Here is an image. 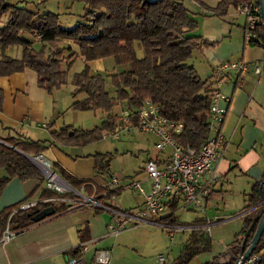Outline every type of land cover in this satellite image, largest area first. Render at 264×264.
Here are the masks:
<instances>
[{
    "label": "crops",
    "instance_id": "0c3cea01",
    "mask_svg": "<svg viewBox=\"0 0 264 264\" xmlns=\"http://www.w3.org/2000/svg\"><path fill=\"white\" fill-rule=\"evenodd\" d=\"M16 1H24L27 7L37 10L38 13L48 10L45 8L49 0ZM60 1L55 0L54 10L58 13L60 24L67 21L75 22L82 13L83 5L74 12L70 7L72 1L68 3L69 5L65 3L66 0ZM218 2L219 0H184L190 17L196 21V27L187 31L186 35L200 36L210 42L199 49H193L187 61L195 65L198 75L207 83L213 79V70L221 61L243 60L247 62L248 67L239 73L228 70L220 85L221 91L228 96V99L222 102L226 106V114L221 127L228 144L224 156L216 163L220 179L213 186L212 191L206 196H200L199 206L180 208L185 212L194 211L191 217L182 218L181 213L177 211L180 205L175 200L162 215L163 217L170 213V218L174 219V224L177 226L172 228L171 233L164 227L146 223L127 225L118 233L110 234L106 229L108 210L103 206L97 205L99 208H95L93 204L82 203L84 196L92 197L94 194H89L88 190L83 188L75 189L74 193L80 195V200L64 196L50 197L48 200L53 205L59 206L63 203L65 207L15 230L9 239L0 241V264H66V258L74 256V250L78 246L80 249L77 254L83 255L84 264H174L192 229H201L200 233L210 238L209 232L213 224L221 223L223 227L228 219L238 217L237 229L231 227L238 233L242 226V218L249 210L243 208L246 194L251 185L264 173V47L260 43L251 42L246 37V16L236 10V4L230 3L225 11L217 13L213 8ZM73 13L75 15H72ZM76 15H78L77 19ZM4 19L5 16L2 17V20ZM24 35L31 40V45L36 49L46 44L38 34L24 32ZM60 45L77 53L72 62L77 57L84 62V57L79 54V46L73 41L63 39ZM4 53L18 58L21 55V47L18 44H10L5 47ZM85 62L90 66L91 71L102 73L128 69L127 63L116 64L112 57ZM257 64L261 67L258 73L253 70ZM70 85L69 90L65 92L71 93L74 87ZM0 89L2 91L0 137L9 133L21 138L50 140V130H56L63 124H75L79 118L88 116L87 111L92 110L70 107L72 97L65 101L57 100L60 89L46 91L39 87L36 83V73L29 67L0 76ZM83 97V93L76 96L78 99ZM115 107L116 104L112 110ZM108 114L110 113L105 112L101 120ZM89 128L91 127L85 129ZM153 137L155 140V136ZM84 145H69L54 140L39 154L41 158L44 157L50 162L63 166L77 178L87 179L92 190L95 184L104 186L103 181L106 178L103 177L101 170L104 164L99 152L84 150ZM39 164L44 169L41 162ZM144 180H148L146 175ZM43 181L44 187L41 186ZM128 183L121 181L117 186L124 188L129 185ZM45 187H47L45 180L36 177L24 179L12 177L0 191V209L25 197V201L42 199L44 197L40 194ZM130 189L141 195L136 189ZM233 193L241 194L242 206L237 212L220 217L217 213V202L225 203ZM102 200V204L119 208L134 207L141 202L137 201L126 207L119 203L114 194L109 197L104 196ZM173 206L175 207L172 208ZM211 206L215 209L214 212L209 213L208 209ZM48 207L52 206L45 208ZM162 220L170 221L165 218ZM206 223L210 224L208 230L204 227ZM178 229L185 233L175 242L174 236ZM227 244L225 250L221 252L206 253L202 256L198 254L205 248L200 246L187 264H201L214 255L218 256L219 262H224L229 256L226 251ZM98 248L108 250L107 262L94 260L93 252ZM159 256L162 259H159Z\"/></svg>",
    "mask_w": 264,
    "mask_h": 264
},
{
    "label": "trees",
    "instance_id": "16d2710c",
    "mask_svg": "<svg viewBox=\"0 0 264 264\" xmlns=\"http://www.w3.org/2000/svg\"><path fill=\"white\" fill-rule=\"evenodd\" d=\"M81 1L83 11L80 17L73 25L64 27L59 22L57 12L45 10L38 13L37 10L27 7L24 1L0 0V19L5 16L0 24V76L29 67L36 73V83L39 87L46 91L58 88L66 83L67 69L73 57L77 55L69 48L67 54H63L65 47L59 46V42L64 38L71 39L79 46V54L84 57V64L80 70L73 72L70 79L74 87L70 93L73 99L70 107L100 109L110 113L99 125L89 129L63 124L56 130H50V140L21 138L9 133L0 137V191L15 176L20 179H44L42 172L16 148L37 155L54 140L69 145H84L96 140L101 137L103 129L114 127L110 111L120 100H126L131 106H138L142 99H152L157 103L161 114L182 121V130L174 134L182 145L200 146L207 137L206 117L211 84L200 78L193 64L187 59L193 49H199L210 42L200 36L186 35L187 31L196 27V21L190 17L184 0ZM241 1L248 0H219L213 10L221 13L228 4ZM252 2L258 5L257 14L260 17L258 0ZM24 32L42 36L46 44L34 48ZM248 39L264 47V26L261 19ZM10 44L20 45V57H11L4 53L5 47ZM106 57H112L116 64L127 63L128 69L102 73L91 71L85 62ZM64 59L66 62L63 64ZM80 93H83L84 97L76 98ZM1 101L0 89V106ZM50 165L76 190L83 188L88 190L89 194L93 193L92 197L98 202L102 203L104 196L109 197L122 189V186L107 188L95 184L91 190L87 179L77 178L52 161ZM40 195L44 198H81L72 191L60 192L49 187H45ZM25 200L26 197L0 209L1 228L14 208L16 210L11 214L8 224L11 229L17 230L37 221L34 216L49 205L52 206L53 212L65 207L63 203L55 206L50 200H40L34 205L19 208ZM95 208L99 206L95 205ZM243 208L249 210L242 218L240 231L227 244L228 259L219 262L218 256L214 255L201 264H231L240 249L247 247L264 212V173L251 185ZM162 218L175 223L174 219L170 218V213ZM200 230L192 229L189 232L174 264H185L197 253L200 246L209 245L210 238L200 233ZM167 231L171 233L172 229ZM263 239L264 228L251 250L250 255H261L253 264H264ZM79 249V246L76 247L73 255H76Z\"/></svg>",
    "mask_w": 264,
    "mask_h": 264
},
{
    "label": "built area",
    "instance_id": "2783aa9c",
    "mask_svg": "<svg viewBox=\"0 0 264 264\" xmlns=\"http://www.w3.org/2000/svg\"><path fill=\"white\" fill-rule=\"evenodd\" d=\"M236 10L246 16L245 32L246 37L249 38L253 35L256 23L260 20L257 14L258 5L249 0L241 1L236 4ZM247 67V62L243 60L221 61L215 66L212 73L213 79L210 82V104L206 117L208 134L200 146L179 143L174 134L182 130V121L161 114L157 103L152 99L146 97L138 106H131L126 100L116 103L115 109L111 112L114 127L103 129L101 137L118 139L120 131L136 129L155 136L153 142L155 152L146 158L143 166V171L149 179L148 187L145 188L140 180H131L128 183L143 197L136 206L119 208L110 204H102L93 197L87 196L81 200L84 204L99 205L108 210L109 217L106 223L108 233L116 234L127 225L135 226L146 223L166 229L175 228L177 225L173 222L162 220V215L169 208V204L176 200L181 207H196L199 206L200 196H206L212 191L213 186L220 179L216 163L224 156L228 144V139L221 128L226 114V106L222 102L227 100L228 96L221 91L220 85L228 70L239 73L245 71ZM260 69L259 64L253 68L256 73L260 72ZM40 157L37 158L41 161ZM45 160L48 164L49 160ZM45 177L48 178L47 187L60 192L68 190L60 180H54L47 174ZM119 183V178L114 175L103 181V185L108 188L115 187ZM48 199L50 198L24 201L19 208H26L40 200ZM15 210L16 208L11 210L4 227H0V241L9 239L15 232L8 224ZM209 223L204 225L207 230ZM260 256V254H252L245 263L253 264ZM93 258L97 262H107L108 250L95 249ZM159 259L162 257L159 256ZM66 264H84L83 255L80 253L67 257Z\"/></svg>",
    "mask_w": 264,
    "mask_h": 264
},
{
    "label": "rangeland",
    "instance_id": "374dc122",
    "mask_svg": "<svg viewBox=\"0 0 264 264\" xmlns=\"http://www.w3.org/2000/svg\"><path fill=\"white\" fill-rule=\"evenodd\" d=\"M70 2L72 3L70 6L72 11L75 12V9L82 8L81 6L83 5V2L81 0H76V1L66 0L65 3L68 4ZM60 3H63V2L60 1ZM45 9L54 11L56 9L55 0H49V3ZM82 11H83V8H82ZM72 15H75V13H73ZM77 16L78 15H76V19H77ZM73 17H71V21H73ZM1 20H2V17L0 19V22ZM74 23L75 22L69 23L67 21L66 23L61 22V25H63L64 27H69L73 25ZM67 40H71V39H67ZM61 41H63V39ZM60 42H59V46H61ZM73 43L75 42L73 41ZM64 50L65 51L67 50L66 52L63 51V54L65 52V55H66L69 49L65 48ZM138 53L140 54V50H138ZM65 62H66V59H64L63 64ZM83 64L84 62H82V60L78 57L73 62H71L70 66L67 69V81L65 84L59 86L58 88H55V89H60V91H59L58 98L56 96H54V98L56 97L57 100L59 101L60 100L65 101L71 97L70 93L65 92V90L68 91L71 86L70 79H71L73 72L80 70ZM193 66L195 67V65ZM53 90L54 88L51 91ZM110 90H111V87H110ZM86 113L88 114V116H86L85 118H79V120L75 124H72V125L75 127L82 126L84 128L92 127L93 125H99L102 119L101 117L102 116L104 117V114H105V112L101 110H89ZM66 114L67 113H65V115ZM153 141H154V137L149 133H145L143 131H139L136 129L128 130V131L122 130L119 133L118 139L116 138L114 139L111 137H99L96 140L86 143L83 149L88 150L90 152L97 151L101 153L100 158H102V161L104 164V167H102L101 170H102V175L104 178L107 179L108 177L114 175L118 177L119 181L120 182L122 181V183L130 182L131 180H140L141 184L145 188H147L149 184V179L143 181V178H145L143 166H144V162L146 158L150 156L153 151L155 152ZM34 160H35V163L37 164V167H39L44 172L43 174L44 179L42 180H45V182H47L48 178L45 177L46 172L39 165L40 160L38 158H34ZM48 166L56 172L55 168L54 167L52 168V166L50 165V161L48 163ZM41 186L44 187V181L41 182ZM130 188H133V187H130L128 185L127 187L120 189L117 193L114 194L116 195V199L119 201V203L126 207L136 203L137 201H141L142 199L141 195H138L133 189H130ZM216 205L218 206L217 213L219 214L220 217L226 216L224 214H233L237 212L238 209L242 206L241 194L233 193L231 194L229 200L227 201L225 200V203L222 201H219L217 202ZM180 208L182 207L179 206L177 211L178 213H181V216L184 219L190 218L191 214L194 213V211H186V212L181 211ZM214 209L215 208L211 206L208 209V212L209 213H211L212 211L214 212ZM220 214H222L223 216H221ZM234 218L236 217H231V219H228V221H226L227 223H225L223 227H221V223L213 224L211 226V231L209 232L211 241L209 245L204 246L205 249H203V251H201L198 255L202 256L206 253L214 254V253L221 252L222 250H225L226 243H229L237 232V230H232L231 228L232 226L236 227V229L238 227L239 219H237L238 217L236 219ZM184 233L185 232L181 231V229L180 230L178 229V231L176 232L174 236L175 242L181 236H183ZM175 244L177 245V243ZM188 261L185 264H187Z\"/></svg>",
    "mask_w": 264,
    "mask_h": 264
},
{
    "label": "water",
    "instance_id": "95a60500",
    "mask_svg": "<svg viewBox=\"0 0 264 264\" xmlns=\"http://www.w3.org/2000/svg\"><path fill=\"white\" fill-rule=\"evenodd\" d=\"M259 3V13H260V19L262 21V25L264 26V0H258ZM20 153H22L25 157H27L36 167L37 164L35 163L34 158L40 157V154L37 155H31L29 153H26L18 148H16ZM43 174L44 172L37 167ZM51 171H54L52 169H50ZM57 174V173H56ZM57 176L59 177L60 182L69 190L72 192H76L75 188L72 187L68 182H66L62 177H60L58 174ZM53 212V208L52 207H48V208H44L41 209L40 211L37 212V214L34 216V219L38 220L40 218H42L43 216H46L48 214H51ZM264 228V212L262 213L257 227L252 235L251 240L249 241L247 247L245 249H240L237 258L235 259L234 262H232L231 264H244L246 259L250 256L251 254V250L254 246V244L257 242V240L260 238L262 231Z\"/></svg>",
    "mask_w": 264,
    "mask_h": 264
},
{
    "label": "bare ground",
    "instance_id": "6f19581e",
    "mask_svg": "<svg viewBox=\"0 0 264 264\" xmlns=\"http://www.w3.org/2000/svg\"><path fill=\"white\" fill-rule=\"evenodd\" d=\"M40 162L43 165V167H45L43 170L46 172V174L48 175V177H50V178H52L54 180L59 181V177L57 176V174H55L53 171L50 170V168H49V166L47 164V161L44 160L43 158H41V161ZM40 167H42V166H40Z\"/></svg>",
    "mask_w": 264,
    "mask_h": 264
}]
</instances>
